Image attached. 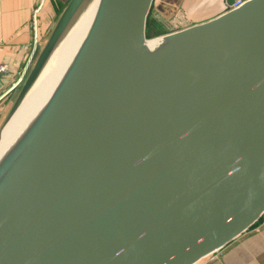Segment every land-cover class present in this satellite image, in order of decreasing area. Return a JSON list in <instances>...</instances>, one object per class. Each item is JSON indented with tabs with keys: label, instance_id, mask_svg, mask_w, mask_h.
Returning <instances> with one entry per match:
<instances>
[{
	"label": "water",
	"instance_id": "95a60500",
	"mask_svg": "<svg viewBox=\"0 0 264 264\" xmlns=\"http://www.w3.org/2000/svg\"><path fill=\"white\" fill-rule=\"evenodd\" d=\"M153 2L103 0L0 203V264H198L263 217L264 0L169 35L236 34L145 79Z\"/></svg>",
	"mask_w": 264,
	"mask_h": 264
},
{
	"label": "bare ground",
	"instance_id": "6f19581e",
	"mask_svg": "<svg viewBox=\"0 0 264 264\" xmlns=\"http://www.w3.org/2000/svg\"><path fill=\"white\" fill-rule=\"evenodd\" d=\"M102 2L88 0L85 3L72 29L54 55L47 57L38 76L29 90L25 91L3 128L0 135V203L16 184L19 167L48 122L90 38ZM235 35L229 33L184 39L166 36L150 40L145 44L143 53L144 77L147 79L165 70H173L194 54L210 47H221Z\"/></svg>",
	"mask_w": 264,
	"mask_h": 264
},
{
	"label": "crops",
	"instance_id": "0c3cea01",
	"mask_svg": "<svg viewBox=\"0 0 264 264\" xmlns=\"http://www.w3.org/2000/svg\"><path fill=\"white\" fill-rule=\"evenodd\" d=\"M71 1L0 0V66L9 67L7 74L0 73V110H5L4 117L0 113V129L14 105L11 97L18 88L14 82L26 67L28 70L35 56L31 58L34 8L42 3L38 23L43 43L50 38ZM237 1L248 0H154L150 14L152 19L162 22L175 21L169 30L172 32L216 19L231 11ZM203 264H264V215L249 231Z\"/></svg>",
	"mask_w": 264,
	"mask_h": 264
},
{
	"label": "rangeland",
	"instance_id": "374dc122",
	"mask_svg": "<svg viewBox=\"0 0 264 264\" xmlns=\"http://www.w3.org/2000/svg\"><path fill=\"white\" fill-rule=\"evenodd\" d=\"M85 3H87V2H85ZM84 6H85V4L83 6H81V8L79 9L80 11L78 10L79 12L77 11V13L73 16V18H71V20L66 25L61 26L59 28V30L55 34V40H53L54 45L50 49L48 56L51 57L58 50V48L60 47V45L62 44V42L64 41V39L68 35V33L70 32V30L72 29L76 20L78 19V16L81 14ZM150 13H151V11H150ZM150 13H149L147 23H146L145 43H147L150 40L161 38V37H166V36H169V35H172L174 33L181 31V30H176V31L170 32L169 30H170V28L174 27V24L176 23L175 21H173V23H172L170 21L167 22V20H164V22H162V21H159L156 19H152ZM182 30H184V29H182ZM47 41H49V40H46L43 43H40V46L35 53L34 59L30 65V67L28 68L27 74L24 77V79L22 80V82L19 84L20 79H21V75L19 78H17L15 80L14 85L17 83L18 88L14 93L13 99L11 97V101H13L14 103L17 101L19 94H20L25 82L29 78V76H30L31 72L33 71L34 67L36 66L38 60L41 58L43 52L45 51L46 47L48 46ZM8 108H9V105H8L7 109ZM4 112H5V110H3V112H2V110H0L2 117H4L3 116L5 114Z\"/></svg>",
	"mask_w": 264,
	"mask_h": 264
},
{
	"label": "built area",
	"instance_id": "2783aa9c",
	"mask_svg": "<svg viewBox=\"0 0 264 264\" xmlns=\"http://www.w3.org/2000/svg\"><path fill=\"white\" fill-rule=\"evenodd\" d=\"M246 1H237L235 2L233 5H232V10H236L240 7H242L244 4H245ZM41 5L42 3L37 6L36 8H34L33 10V14H32V29H33V42H32V53H31V58L33 57V55L36 53L39 45H40V35H39V23H38V15H39V12L41 10ZM32 60V59H31ZM30 60V61H31ZM9 71V67L7 65H2L0 66V73L1 74H7V72ZM27 74V67L24 69V71L22 72L21 74V79H20V82L19 84L22 82V80L24 79V77L26 76ZM217 253V252H216ZM214 253V254H216ZM211 255L205 259H203L202 261H200L198 264H203V262L206 260V259H209L211 257L214 256Z\"/></svg>",
	"mask_w": 264,
	"mask_h": 264
}]
</instances>
